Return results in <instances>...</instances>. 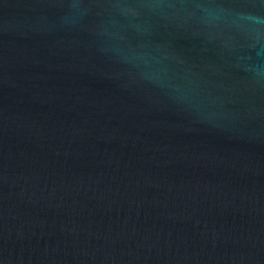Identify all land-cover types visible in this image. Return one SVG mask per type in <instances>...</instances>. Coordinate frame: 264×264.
<instances>
[{"label":"water","instance_id":"1","mask_svg":"<svg viewBox=\"0 0 264 264\" xmlns=\"http://www.w3.org/2000/svg\"><path fill=\"white\" fill-rule=\"evenodd\" d=\"M0 264H264V0H0Z\"/></svg>","mask_w":264,"mask_h":264}]
</instances>
